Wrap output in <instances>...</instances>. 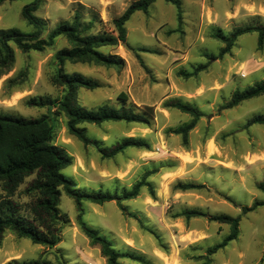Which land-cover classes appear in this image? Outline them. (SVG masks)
<instances>
[{"label":"rangeland","instance_id":"374dc122","mask_svg":"<svg viewBox=\"0 0 264 264\" xmlns=\"http://www.w3.org/2000/svg\"><path fill=\"white\" fill-rule=\"evenodd\" d=\"M137 0H41L35 16L44 23L42 38L76 16L83 34H113V20ZM182 22L174 4L157 0L147 12H136L126 24L127 40L100 52L119 56L121 67L65 62L63 71L95 79L100 87L81 88L78 105L96 109L109 104L127 106L141 112L153 107L150 124L105 122L83 124L90 144L85 145L68 132L67 119L56 107L29 106L32 98L59 100L64 87L55 83L60 65L58 51L70 48L60 36L43 51L23 52L10 43L13 61L0 67V114L27 119L51 114L53 143L71 157L72 165L63 174L87 192L121 194L130 190L148 172H154L135 199L94 204L82 203L85 224L107 239L114 249L136 256L120 259L122 264H264V206L243 213V208L264 201L259 185L264 183V125L247 122L264 115V95L222 109L234 92L264 81V44L257 32L240 36L229 54L219 56L224 47L217 34L228 35L246 25H264V0H179ZM33 0L0 4V30L17 28L32 33L34 27L23 17V9ZM89 24L91 27L88 29ZM201 65L196 76L186 77ZM169 100L197 107L204 116L189 133L185 144L181 135L169 132L191 120L190 115L167 107ZM136 138L147 148H129L112 158H103L99 149L109 148L124 138ZM34 179H26L15 200L27 214L32 198L23 193ZM198 187L181 189L179 185ZM66 218L62 240L55 247L64 264H108L100 247L92 245L77 223L73 199L65 193L59 206ZM199 210L206 217L186 219L185 210ZM213 215L240 217L239 236L225 248L208 256V250L224 241L231 227L209 219ZM49 249L7 232L0 245V264L12 260L34 261ZM44 259L59 264L56 255Z\"/></svg>","mask_w":264,"mask_h":264},{"label":"trees","instance_id":"16d2710c","mask_svg":"<svg viewBox=\"0 0 264 264\" xmlns=\"http://www.w3.org/2000/svg\"><path fill=\"white\" fill-rule=\"evenodd\" d=\"M8 0H0V4ZM15 1V0H10ZM41 0H33L32 3L23 9V17L34 27L32 33H24L17 28L0 30V67H6L13 61L14 52L10 46L13 42L23 52L43 51L53 44L54 40L64 36L70 43V48L57 52L56 59L60 69L56 75L55 83L65 88L64 95L59 100H51L45 97L30 99L27 104L40 108L56 107L67 119L68 132L78 138L85 145L90 144L86 136V128L83 124L101 125L105 122H135L150 124L149 116H153V107H144L141 112H136V107L127 106V95L121 93L119 100L121 105L115 107L109 104L102 105L96 109H88L78 105L77 92L84 88L95 90L100 83L95 79L82 74H68L63 71L65 62L89 63L103 65L106 67H121L123 60L116 55H106L99 51L102 47L117 46L126 43V24L136 12H147L148 8L157 0H137L133 2L124 13L113 20L117 36L113 34H83L80 31L78 16L72 23L64 22L52 30L47 38L43 39L44 23L35 16L34 12L39 8ZM174 4L178 9V20L182 22V10L179 0H164ZM91 27L89 24L88 29ZM257 32L259 34L258 45L264 44V25H246L236 28L228 35L217 34L224 44L219 56H211L210 59H219L229 54L237 39L245 34ZM207 65H201L192 73H185L186 77L196 76ZM3 73H0V77ZM264 95V81L253 86L234 92L231 100L222 106V109H231L246 100ZM165 106L176 108L179 111L190 115L191 120L169 132L181 135L184 143L188 141L189 133L197 126V123L204 114L195 106L185 104L179 100H169ZM264 125V115H258L247 122V126ZM143 140L128 137L109 148H100L103 158H112L124 153L129 148H147ZM72 165V157L61 147L53 143V124L51 114L42 115L39 118L27 119L0 114V245L5 234L10 232L18 238H27L33 244L46 248L56 247L62 240V225L66 218L61 214L59 206L61 196L65 193L73 199L77 209V223L82 233L90 240L92 245L100 247L101 254L107 259L108 264H122L120 259L133 257L143 262L139 257L121 253L113 248L112 244L102 237L97 231L88 227L83 220L82 203L89 201L94 204L135 199L139 196L143 187H148L154 195L152 184L148 178L154 172L146 173L140 181L134 184L130 190H124L121 194L105 193L102 191L87 193L77 188L73 179L66 177L62 172ZM34 176L23 193L32 198L27 205V214L22 212L21 206L15 200L19 189L26 179ZM198 187L194 184L179 185L181 189H192ZM264 192V183L259 185ZM259 206H264V201L256 202L252 207L243 208L247 214ZM180 216L186 219L206 217L205 212L199 210H185ZM209 219L231 227V233L224 241L208 250V256L225 248L231 241L239 236L240 217L229 215H213ZM59 264L58 257L56 256ZM6 264H53L50 260L41 259L34 261L19 262L12 260Z\"/></svg>","mask_w":264,"mask_h":264},{"label":"water","instance_id":"95a60500","mask_svg":"<svg viewBox=\"0 0 264 264\" xmlns=\"http://www.w3.org/2000/svg\"><path fill=\"white\" fill-rule=\"evenodd\" d=\"M49 253L55 254V255L58 257V259H59V261L61 262V264H64V262H63V256L61 255V253H60L59 251L56 250L55 247L49 248V250L46 251V252L43 254V256H42L41 259L43 260V259L45 258V256H46L47 254H49Z\"/></svg>","mask_w":264,"mask_h":264}]
</instances>
